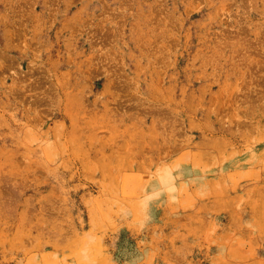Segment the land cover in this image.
Instances as JSON below:
<instances>
[{
	"label": "rangeland",
	"instance_id": "obj_1",
	"mask_svg": "<svg viewBox=\"0 0 264 264\" xmlns=\"http://www.w3.org/2000/svg\"><path fill=\"white\" fill-rule=\"evenodd\" d=\"M0 264H264V0H0Z\"/></svg>",
	"mask_w": 264,
	"mask_h": 264
}]
</instances>
